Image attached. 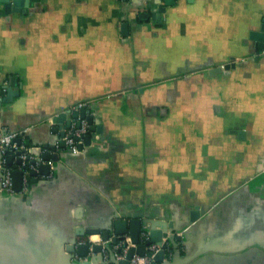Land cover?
I'll use <instances>...</instances> for the list:
<instances>
[{"label": "crops", "instance_id": "0c3cea01", "mask_svg": "<svg viewBox=\"0 0 264 264\" xmlns=\"http://www.w3.org/2000/svg\"><path fill=\"white\" fill-rule=\"evenodd\" d=\"M263 23L264 0H0V130L52 157L0 198V264H72L77 229L135 215L184 235L165 264H264ZM83 102L90 145L57 148Z\"/></svg>", "mask_w": 264, "mask_h": 264}, {"label": "water", "instance_id": "95a60500", "mask_svg": "<svg viewBox=\"0 0 264 264\" xmlns=\"http://www.w3.org/2000/svg\"><path fill=\"white\" fill-rule=\"evenodd\" d=\"M6 3L7 8L12 6V3L17 6H24L28 0H3ZM168 2V1H167ZM253 38L259 41V47L264 50V23L261 26V31L253 34ZM233 65V64H232ZM220 67L213 68L211 74H216L220 71ZM12 86V85H11ZM6 96L3 98V102L9 103L12 102L15 96L19 95V92L14 91L13 88L9 87L6 90ZM69 112H61L58 115L54 116L52 123L58 126V130L62 129L61 137L62 139L66 136L67 130H70L74 123L79 127L81 122H76V119L80 116L82 119L88 118L89 122H93L92 117H87L86 109L82 108L81 111H75L72 114L73 119H69ZM56 130V131H58ZM87 144L91 143L90 133L85 136ZM18 146L21 148L23 146L22 139L17 140ZM60 146H64L65 142L61 140ZM82 146H80L81 148ZM67 148V147H66ZM31 155V150L25 148L18 150L16 156H19L18 164L23 165V155ZM3 157L0 153V159ZM34 159H28L30 165H36L38 155L34 153ZM50 155H44L43 160L38 169L40 172L47 176L50 175L51 165L48 164V161L51 160ZM55 160H58V155L54 156ZM14 157L8 159V165L11 166L14 164ZM33 177H37V171H31ZM3 173L0 174V177H3ZM23 171L14 172V181L15 188L17 192H20L23 187ZM35 182L37 181L34 178ZM1 188V184H0ZM4 195L0 194V198ZM18 198V197H17ZM204 211H202V214ZM201 218V209L197 208L192 212L191 223H196ZM147 228L150 233V240L146 244L141 243V233L143 229ZM168 230V229H167ZM166 227L162 224L154 226L153 224L145 223L140 220L139 215H135L133 219L129 220L126 216H117L116 219L110 224L108 228L105 229H85L79 228L76 230V237H84L85 241L82 244H79V241L76 239L71 244L67 246V252L71 254L72 264H131V260L135 255L140 256H149L153 257L156 264H165L167 257H169V250L172 248H178L176 240L178 242L183 241L185 238L176 234L174 229L167 231ZM94 235H99L100 240L94 241L91 239ZM128 238L130 240L128 241ZM168 242V243H167ZM130 243V246L125 258L118 260L117 255L122 254L124 249L127 248ZM150 244H158L162 248L156 254L147 250V247Z\"/></svg>", "mask_w": 264, "mask_h": 264}, {"label": "built area", "instance_id": "2783aa9c", "mask_svg": "<svg viewBox=\"0 0 264 264\" xmlns=\"http://www.w3.org/2000/svg\"><path fill=\"white\" fill-rule=\"evenodd\" d=\"M89 105L88 102H83L79 104L77 107L78 109L85 108ZM77 109V110H78ZM80 126L77 127L76 124L67 132L66 136L62 139L65 142L66 147L73 153L77 154L80 152V146L83 144V140L85 136L90 132V126L86 119L80 121ZM27 130L18 131V132H10L6 130H0V153H2L3 157L0 159V174L3 173V177H0V194L4 196H11V197H23L29 198L30 191H31V182L33 180V176L31 171L38 170V166L45 162L43 158L38 157L36 165H30L28 163V159H34V148H29L32 152L31 155L25 154L23 155V160L25 161L23 165L19 168L20 171H23V187L20 192L16 191L15 188V181H14V172L16 171L15 168L8 165V159L11 157H18L16 153L20 150V147L17 144V140L23 136ZM61 142V141H60ZM60 142L57 143L56 147L60 146ZM39 156V155H38ZM49 164H52L51 162ZM130 238H128V241ZM150 240V233L147 228L143 229L141 233V243L146 244ZM84 243V241H79V244ZM168 243V242H167ZM130 245L124 249L122 254L117 255V259L125 258ZM161 246L158 244H150L147 247V250L156 254L161 250ZM171 253V250H169ZM131 264H156L153 257L149 256H140L135 255L132 260Z\"/></svg>", "mask_w": 264, "mask_h": 264}]
</instances>
